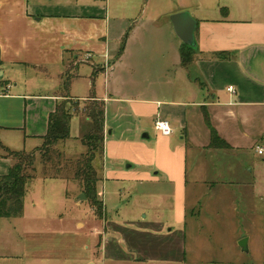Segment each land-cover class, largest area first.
Wrapping results in <instances>:
<instances>
[{
  "label": "crops",
  "instance_id": "obj_1",
  "mask_svg": "<svg viewBox=\"0 0 264 264\" xmlns=\"http://www.w3.org/2000/svg\"><path fill=\"white\" fill-rule=\"evenodd\" d=\"M110 2L0 0V132L24 129L25 141L43 140L50 114L64 99L59 92L13 91L16 69L58 70L62 83L70 73V95L76 100L89 98L76 94L78 80L87 79L88 88L94 85L97 98L106 103L103 164L113 151L137 146L141 163L158 169L155 176L147 172L146 181L168 184L182 195L186 231L179 260L187 261L188 230L195 240L204 230L214 235L225 222L253 221L261 212L255 204L264 164V154L257 151L264 146V0H197L173 10L145 8L132 26L127 18L111 15ZM184 10L197 21L198 52L188 68L182 65L183 42L171 21L172 14ZM220 52L227 54L221 58ZM16 107L22 109L20 117ZM158 119L170 123V135L156 129ZM75 122L80 135L91 126L89 119L76 116L71 133ZM211 127L230 148L209 147ZM155 134V145H147ZM13 145L10 137H0V175L15 163L7 152L16 151ZM104 165L101 182L119 175ZM21 217L0 218L6 220L0 221V244L15 254L16 218ZM95 220L90 236L83 220L75 222L74 230L56 231L66 238L54 246L57 253L75 251L78 235H85L93 242L85 246L90 253L83 264H141L159 257L156 251L171 253L178 262V240L154 247L155 240H171L173 228L164 233L161 227L158 234L134 231L140 239L136 244L127 229L119 233L115 223ZM47 233L53 234L30 229L28 235Z\"/></svg>",
  "mask_w": 264,
  "mask_h": 264
},
{
  "label": "rangeland",
  "instance_id": "obj_2",
  "mask_svg": "<svg viewBox=\"0 0 264 264\" xmlns=\"http://www.w3.org/2000/svg\"><path fill=\"white\" fill-rule=\"evenodd\" d=\"M195 2L197 0H111L109 9L112 16L118 15L127 18L128 26H132L140 18L145 8H149L151 12L155 10L165 11L173 10L177 5L179 8L184 4H194ZM59 73L58 70L51 71L43 68L35 69L34 67L24 68L22 71L16 69L15 82L18 85L13 91L17 93H62L64 82H61ZM1 76L2 70H0ZM7 79L6 76L5 80ZM91 90L92 87L89 89L87 86V79L83 77L78 80L76 84L77 95H90ZM21 110L16 107V117L18 115L20 117ZM77 128L78 125L75 122L71 137L59 145L69 158H77L86 151L81 138L89 129L80 135ZM24 134V129H16L0 132V137L4 139L7 136L10 137L13 144H15L13 149L16 151H33L42 146L43 140L27 142ZM156 138V134L152 135L153 140L147 145H155ZM140 150L139 147L132 145L127 149L113 151L109 159H105V165H103L105 168L107 165L119 175L108 179L105 177V180L100 183L98 191L102 193L100 197H102L105 204L106 219L110 223H115V230L119 233L127 229L126 231L130 233L128 235L130 238L132 237V242L140 243V239L135 234L136 232L133 233L134 231H149L158 234L157 231L159 230L156 229H161V227H163L164 233L169 228L176 231L169 241L155 240L154 247H160L159 244L163 241L167 244L176 245L178 240V262L174 261L177 257H171V253L163 254L156 251L159 257L145 260V262L142 261L141 264H206L205 261L208 259L215 261H221L222 259L225 263L221 264H264V164L260 169V182L256 188L258 201L255 207L257 209L261 207V212H256L253 221L225 222L222 224L221 229H215L214 235L204 230L200 233V238L196 237L195 240L192 239V233L188 230L186 240L188 258L187 261H180L186 231L183 217L185 216L183 197L179 191L168 184L159 185L146 181V173L155 176L158 169L147 166L146 163H141L139 160ZM36 167L37 177L28 188L24 215L21 218H16V254L13 253L12 249L3 248L0 244V264H83V257L90 253L85 246L93 242L92 237L85 238V235H78L76 244L79 245V248L76 247L75 251L61 254L57 253L58 249L54 246H60L59 243L62 242V238H66L56 231L74 230L75 222L83 220L87 223L84 232L90 236L91 228L95 230V226L98 225L97 222H92V220L96 219L95 221H97L98 219L100 225H102L104 219L95 216L87 198L79 199L83 192L77 180L47 177L44 173L42 160H39V158ZM120 172L123 175H120ZM188 212L190 213V211ZM189 218L188 216V220ZM0 221L6 220L0 219ZM234 226L241 227L238 229L233 228ZM2 227L3 225L0 224V241L1 237L4 236ZM30 229L49 230L53 234L48 235L49 233H47L46 235H35L34 237L28 235ZM237 234L240 237L246 236L243 238H249V252L239 249V241L243 238L238 239ZM65 236L67 238L73 237V235L68 234ZM81 237L84 238L81 239ZM96 241H98V238ZM99 245H96V248ZM192 246H194V251L191 250ZM133 255L137 259L140 257L136 253H133ZM197 259L199 260L197 261Z\"/></svg>",
  "mask_w": 264,
  "mask_h": 264
},
{
  "label": "trees",
  "instance_id": "obj_3",
  "mask_svg": "<svg viewBox=\"0 0 264 264\" xmlns=\"http://www.w3.org/2000/svg\"><path fill=\"white\" fill-rule=\"evenodd\" d=\"M197 52V46L183 43L182 65L190 67ZM226 54L220 52L216 55L223 58ZM72 77L70 73L66 74L64 90L60 93L64 99L58 101L55 111L50 114L48 131L43 136L42 146L33 151L7 149L8 155L15 163L7 174L0 175V218L23 216L28 188L37 177L36 163L39 158L47 177L77 180L82 192L90 201L95 216L106 219L105 204L98 191V185L102 181L101 169L105 151L106 103L97 98L94 85L89 98L73 99L70 95ZM197 81L199 82V79ZM80 115L91 122L88 132L81 138L86 151L77 158H69L59 145L71 137L72 120ZM209 147L230 148V144L211 127Z\"/></svg>",
  "mask_w": 264,
  "mask_h": 264
},
{
  "label": "water",
  "instance_id": "obj_4",
  "mask_svg": "<svg viewBox=\"0 0 264 264\" xmlns=\"http://www.w3.org/2000/svg\"><path fill=\"white\" fill-rule=\"evenodd\" d=\"M171 21L174 25L176 34L181 39L183 43L189 44L191 46H197L195 31L197 26V21L187 10L180 11L171 15ZM80 200L86 199L84 193L79 197ZM241 249L245 252H249L248 238H243L239 241Z\"/></svg>",
  "mask_w": 264,
  "mask_h": 264
},
{
  "label": "built area",
  "instance_id": "obj_5",
  "mask_svg": "<svg viewBox=\"0 0 264 264\" xmlns=\"http://www.w3.org/2000/svg\"><path fill=\"white\" fill-rule=\"evenodd\" d=\"M229 90L234 91L233 87H229ZM156 129L164 135H170L172 133V127L170 123L163 119H158L155 123ZM257 151L260 155L264 154V146H258Z\"/></svg>",
  "mask_w": 264,
  "mask_h": 264
}]
</instances>
